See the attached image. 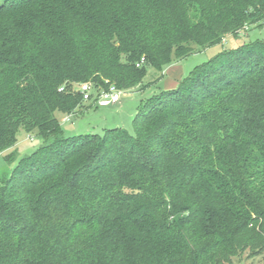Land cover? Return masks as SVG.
Returning a JSON list of instances; mask_svg holds the SVG:
<instances>
[{
	"label": "trees",
	"instance_id": "trees-1",
	"mask_svg": "<svg viewBox=\"0 0 264 264\" xmlns=\"http://www.w3.org/2000/svg\"><path fill=\"white\" fill-rule=\"evenodd\" d=\"M262 21L264 0H0V154L43 140L0 176V264L264 256V39L144 99L132 132L66 135L57 116L80 83L128 90Z\"/></svg>",
	"mask_w": 264,
	"mask_h": 264
},
{
	"label": "rangeland",
	"instance_id": "rangeland-1",
	"mask_svg": "<svg viewBox=\"0 0 264 264\" xmlns=\"http://www.w3.org/2000/svg\"><path fill=\"white\" fill-rule=\"evenodd\" d=\"M264 39V21L247 25L246 28L234 35H228L221 43L201 48L195 53L177 60L166 66L161 72L150 68L146 77L137 86L125 90V95L116 106L98 108L96 100L83 102L74 114L57 113L66 135L96 132L102 134L104 129L121 126L130 132L133 131V120L142 101L163 90L170 80L174 79L177 68L183 69V77L197 65L206 62L225 49H229L244 41ZM173 68L172 70L169 68ZM183 78H181L182 80ZM180 80V81H181ZM70 115L69 120L65 118ZM43 144V140L36 133L28 134L24 130L18 133V142L14 148L0 154V176H8L18 163L19 159L32 153ZM233 264H264V256L249 258L247 253L237 257Z\"/></svg>",
	"mask_w": 264,
	"mask_h": 264
},
{
	"label": "built area",
	"instance_id": "built-area-1",
	"mask_svg": "<svg viewBox=\"0 0 264 264\" xmlns=\"http://www.w3.org/2000/svg\"><path fill=\"white\" fill-rule=\"evenodd\" d=\"M145 62V58L143 57L141 63ZM62 87L60 90H63ZM76 90L80 92L83 96L84 102H89L93 99L96 100V103L99 107H109L114 106L120 103L122 97L126 94L125 90L118 88L115 84L111 83L107 88H97L91 82H83L78 84ZM70 115H68L65 119L69 120Z\"/></svg>",
	"mask_w": 264,
	"mask_h": 264
},
{
	"label": "crops",
	"instance_id": "crops-1",
	"mask_svg": "<svg viewBox=\"0 0 264 264\" xmlns=\"http://www.w3.org/2000/svg\"><path fill=\"white\" fill-rule=\"evenodd\" d=\"M169 69H173L172 67L171 68H169ZM183 74H184V72H183V69L182 68H177V72H176V74H175V77H174V79H172V80H170L169 81V83H167V86L165 87V89H169V88H173V87H176L178 84H179V82H180V80H181V78H184L183 77ZM97 104V103H96ZM119 104V103H118ZM117 104V105H118ZM114 106H116V105H114ZM97 107L100 109V108H106V107H99L98 105H97Z\"/></svg>",
	"mask_w": 264,
	"mask_h": 264
}]
</instances>
